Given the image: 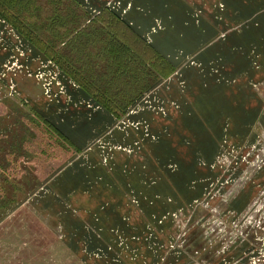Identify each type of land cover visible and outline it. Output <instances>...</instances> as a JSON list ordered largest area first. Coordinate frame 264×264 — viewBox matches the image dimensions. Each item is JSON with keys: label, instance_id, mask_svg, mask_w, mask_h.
Wrapping results in <instances>:
<instances>
[{"label": "rangeland", "instance_id": "1", "mask_svg": "<svg viewBox=\"0 0 264 264\" xmlns=\"http://www.w3.org/2000/svg\"><path fill=\"white\" fill-rule=\"evenodd\" d=\"M89 1L92 0H1L0 7L11 12L12 20L18 18L21 23L17 20L19 25H15L0 13V264H114L108 256L115 258V264H264L262 86V89L255 88L262 90L259 92L263 103L260 105L263 111L261 122L248 132L251 136L239 138V132H236L227 139H215L220 143L219 153L214 158L216 166L212 169L207 189L196 202H188L189 206L175 215H142L141 220L148 223V233L127 237L136 242L132 247L129 243L109 252L105 239L101 242L102 248L95 249L91 245L97 239L82 232L81 222L79 231H75V212L71 206L76 207L77 203L68 202L66 206L59 200L60 173L75 156L73 144L67 136L76 138L75 127L83 126L93 111H108L95 98V93L101 96L109 89L106 83L110 78L99 77L108 67L106 64L104 70L89 67L81 73L87 79L84 80L86 83L98 79L96 85L101 91L93 93L96 90H86L68 77L32 39H44L54 47L58 38L52 29L57 23H76L79 27L74 36H78L82 28L93 23L94 18L105 10ZM122 1H114L117 6L114 11L106 10L121 19L129 17L131 6ZM237 7L239 0H213L211 15L223 21L228 18L227 8ZM195 9L196 25L201 23L200 16L208 20L203 10ZM234 15L239 18V9ZM92 28L94 32L96 27ZM159 29L161 25L157 22L152 32ZM134 30L139 31L136 27ZM226 36V32L221 34L222 38ZM71 38L64 39L65 47ZM98 39L101 41L97 50L105 52L108 48L105 30H99ZM146 42L156 49L153 42ZM71 50L79 55L78 50ZM173 73L159 78L121 117L115 116L119 119L115 124L116 132L135 133L132 145L127 149L118 145L122 137L117 143L102 137L90 138L85 141L84 153L78 155L77 161L74 159L76 163L88 171L90 163L100 161L108 170L115 152L140 158L141 147H150L143 142L144 138H158L155 137L156 131L164 132V135H157H160L159 139H166L163 144L171 155L173 137L166 128V121L152 120L150 115L154 119L166 117L172 109L177 110L175 105L164 101L162 97L167 95L161 93L160 87L166 79L173 77ZM174 76L177 75L174 73ZM171 80L165 85L171 84ZM115 86H118L117 79L110 88L113 93H123L124 85L120 90L114 89ZM178 87L183 88L181 93L184 94L186 84L182 77ZM167 104L170 105L168 108ZM210 110L209 107L205 112ZM156 156L150 153L153 162L147 159L150 184L157 179L155 167L151 168L158 162ZM80 167L75 170H82ZM170 168L173 171L175 166ZM156 185L157 182L153 187ZM159 204L153 202L151 205L156 207ZM81 206L83 204L79 203L78 208ZM63 217L65 222L69 218L71 231L62 224Z\"/></svg>", "mask_w": 264, "mask_h": 264}, {"label": "crops", "instance_id": "2", "mask_svg": "<svg viewBox=\"0 0 264 264\" xmlns=\"http://www.w3.org/2000/svg\"><path fill=\"white\" fill-rule=\"evenodd\" d=\"M114 1L89 2L100 10L114 11L117 8ZM122 3L130 4L129 10H132L129 17L122 20L136 27L142 38L153 42L156 50L173 64L177 76L173 73L160 87L161 93L167 95L162 97L164 101L175 105L177 110L172 109L166 117L154 119L150 115L152 120L166 121V128L173 137L172 156L163 144L166 139H159L157 135L164 132L155 130L158 138H144L143 142L150 147L143 143L140 158L115 152L108 170L96 161L85 171L76 161L78 155L84 153L86 140L102 137L117 143L122 137L118 145L126 149L135 142L134 132H116L115 124L119 119L103 109L93 111L83 126L75 127L76 138L67 136L75 156L60 173L59 200L66 206L68 202L77 203L76 207L71 206L75 212V231H79L81 222L82 232L97 239L91 246L101 249V242L107 239L105 245L109 252L129 243L132 247L136 242L127 239L132 234L148 233V223L141 220L142 215H175L187 208L188 202H196L207 189L216 166L214 158L219 153L220 143L215 139H227L236 132L239 138L248 137V132L256 129L263 115L259 92L264 87V0H239L237 9L227 8L228 18L223 21L211 15L213 0H123ZM192 6L203 10L208 20L200 16L201 23L196 25V9ZM238 9L239 18H236L234 11ZM157 22L161 29L155 33L152 30ZM234 24H237L234 28L228 27ZM224 32L227 36L222 38ZM181 77L186 84L184 94L181 93L183 88L178 87ZM170 80L171 84L165 85ZM260 87V91L255 89ZM209 107L212 110L205 112ZM150 153L157 155L158 162L151 168L155 167V183L160 187H153L155 183L147 180L148 162H153ZM172 165L175 166L173 171ZM79 167L82 170L76 171ZM153 202L160 204L154 207ZM79 203L83 204L80 208ZM68 220L66 218L62 224L71 231ZM108 260H114L115 264V258L108 256Z\"/></svg>", "mask_w": 264, "mask_h": 264}, {"label": "trees", "instance_id": "3", "mask_svg": "<svg viewBox=\"0 0 264 264\" xmlns=\"http://www.w3.org/2000/svg\"><path fill=\"white\" fill-rule=\"evenodd\" d=\"M0 13L3 17L13 19L9 14L11 12H5L1 7ZM16 19L21 23L20 19ZM17 20H12L15 25H19ZM96 22L99 25H96ZM99 26L102 30L99 29ZM78 27L79 25L76 23L54 24L52 30L57 33L58 38L54 47H51L49 42L44 39H32V41L35 45L41 46L44 53L51 57L68 77L80 83L86 90H90L89 88L93 91L96 90L93 93L101 91L96 85L98 79L95 78L93 83L88 81L86 83L84 81L86 78L82 77L81 73L88 70L89 67L95 70H104L103 68L108 67V70L103 71L99 77L110 78L106 83L109 89L105 90L101 96L99 93H95L96 96H94L101 105L116 117L125 114L129 107L148 91L159 78L174 72L175 68L169 60L112 11L103 10L94 18L93 23L82 28L77 33L78 36H74ZM91 27H96V30L92 32L94 28L91 29ZM99 30H105L108 36V48L105 52L97 50L101 41L98 39ZM68 37L72 38L65 47L64 39ZM70 48L78 50L79 55ZM115 79H117L118 86L113 88L120 90L124 85L123 93L112 92L110 85ZM120 96H123V99H119Z\"/></svg>", "mask_w": 264, "mask_h": 264}]
</instances>
